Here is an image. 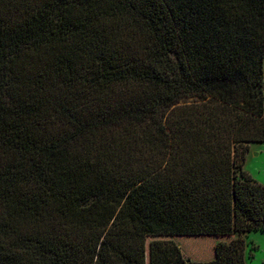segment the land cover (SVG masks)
Wrapping results in <instances>:
<instances>
[{
	"label": "trees",
	"instance_id": "trees-1",
	"mask_svg": "<svg viewBox=\"0 0 264 264\" xmlns=\"http://www.w3.org/2000/svg\"><path fill=\"white\" fill-rule=\"evenodd\" d=\"M252 143L264 0H0V264H246Z\"/></svg>",
	"mask_w": 264,
	"mask_h": 264
},
{
	"label": "rangeland",
	"instance_id": "rangeland-1",
	"mask_svg": "<svg viewBox=\"0 0 264 264\" xmlns=\"http://www.w3.org/2000/svg\"><path fill=\"white\" fill-rule=\"evenodd\" d=\"M244 169L258 182L264 184V143L251 144ZM242 236L246 243V264H264V231L256 230ZM214 240L213 237L180 239L182 243H188L187 250L192 251L191 255L194 257L195 254L203 256L201 254L205 253L204 247Z\"/></svg>",
	"mask_w": 264,
	"mask_h": 264
}]
</instances>
